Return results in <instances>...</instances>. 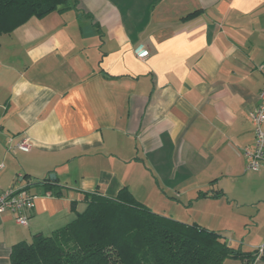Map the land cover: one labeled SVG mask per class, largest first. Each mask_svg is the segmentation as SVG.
Segmentation results:
<instances>
[{"label":"crops","instance_id":"1","mask_svg":"<svg viewBox=\"0 0 264 264\" xmlns=\"http://www.w3.org/2000/svg\"><path fill=\"white\" fill-rule=\"evenodd\" d=\"M64 7L0 36V189L37 195L27 225L0 212V264L16 244L84 212L85 193L114 197L124 187L234 248L262 245L264 162L247 170L244 149L264 90V0ZM141 48L149 56L139 58ZM26 138L30 150L15 148ZM46 179L62 194L44 193L37 183ZM245 237L252 249L239 245Z\"/></svg>","mask_w":264,"mask_h":264},{"label":"trees","instance_id":"2","mask_svg":"<svg viewBox=\"0 0 264 264\" xmlns=\"http://www.w3.org/2000/svg\"><path fill=\"white\" fill-rule=\"evenodd\" d=\"M68 0H0V36L30 18L63 10ZM44 193L61 195L46 179ZM87 208L50 236L12 248L3 264H224L229 259H254L229 245L218 232L158 214L124 187L117 196L85 193ZM77 201L72 202L76 210ZM264 257V254L262 255Z\"/></svg>","mask_w":264,"mask_h":264},{"label":"built area","instance_id":"3","mask_svg":"<svg viewBox=\"0 0 264 264\" xmlns=\"http://www.w3.org/2000/svg\"><path fill=\"white\" fill-rule=\"evenodd\" d=\"M148 49H139L137 54L139 58L149 56ZM251 121L254 128V144L244 149V155L247 158L246 169L258 171L264 162V90L260 94L259 104L251 112ZM31 142L28 138L19 142L15 148L28 151L31 148ZM4 169V164L0 163V173ZM37 195L21 188L0 189V212L10 211L15 215V220L21 225L28 224L27 211L35 206ZM257 256L264 254V243L256 248Z\"/></svg>","mask_w":264,"mask_h":264},{"label":"rangeland","instance_id":"4","mask_svg":"<svg viewBox=\"0 0 264 264\" xmlns=\"http://www.w3.org/2000/svg\"><path fill=\"white\" fill-rule=\"evenodd\" d=\"M156 209H158V208H156ZM246 238V237H245ZM240 241H242L241 243H239V245H241V247H242V249H245V250H247V249H252L253 247L252 246H250V239L248 238H246V239H244V240H240ZM225 264H230V262H228V261H226V263ZM233 264H237V263H235V262H233Z\"/></svg>","mask_w":264,"mask_h":264},{"label":"water","instance_id":"5","mask_svg":"<svg viewBox=\"0 0 264 264\" xmlns=\"http://www.w3.org/2000/svg\"><path fill=\"white\" fill-rule=\"evenodd\" d=\"M50 177H51V178H55L56 176H55L54 173H52Z\"/></svg>","mask_w":264,"mask_h":264}]
</instances>
